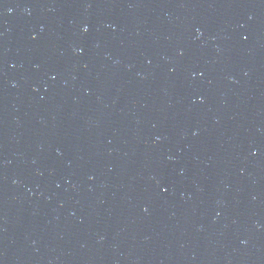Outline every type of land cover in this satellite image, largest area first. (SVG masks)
I'll return each instance as SVG.
<instances>
[{
    "label": "water",
    "instance_id": "95a60500",
    "mask_svg": "<svg viewBox=\"0 0 264 264\" xmlns=\"http://www.w3.org/2000/svg\"><path fill=\"white\" fill-rule=\"evenodd\" d=\"M0 264H264V0H0Z\"/></svg>",
    "mask_w": 264,
    "mask_h": 264
}]
</instances>
